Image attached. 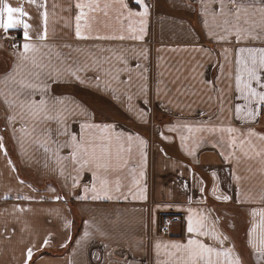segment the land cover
<instances>
[{"label":"crops","instance_id":"obj_1","mask_svg":"<svg viewBox=\"0 0 264 264\" xmlns=\"http://www.w3.org/2000/svg\"><path fill=\"white\" fill-rule=\"evenodd\" d=\"M78 2L0 0L23 7L31 25L28 41L22 26L0 29V264H176L167 254L175 250L163 246L187 242L190 215L204 217L209 235L195 238L215 249L213 264H264V107L253 105L259 115L249 120L235 88L237 60L248 56L238 49H264V32L237 42L217 27L225 17L210 14L218 0H143V33L140 17L130 32L114 5L108 16L94 13L89 38L78 39ZM125 3L143 11L136 0ZM253 19L259 23L260 14ZM10 32L18 40L6 39ZM112 35L125 39L96 38ZM25 42L35 50L22 59ZM85 124L110 125L131 147L122 153L127 163L114 160L120 166L108 174L121 185L112 199L92 198L95 169L72 143L98 135ZM228 127L237 131H221ZM173 214L179 222L161 223Z\"/></svg>","mask_w":264,"mask_h":264},{"label":"snow or ice","instance_id":"obj_2","mask_svg":"<svg viewBox=\"0 0 264 264\" xmlns=\"http://www.w3.org/2000/svg\"><path fill=\"white\" fill-rule=\"evenodd\" d=\"M31 3H34L35 0H30ZM209 3L217 2V0H208ZM136 3L143 8V11L133 12L128 9L127 3L125 0H105L103 5L101 6L100 0H80L75 7L79 9V14L75 16L76 26H75V36L78 39L89 38L85 36V32H91L93 28V22L97 21V17L93 15L97 12H102L104 16H108L109 9L113 8L114 5H119L117 9L118 15L117 20L127 19L129 21L128 30L133 31L132 26V18L140 17L139 23L141 24V28L139 31L141 33L144 32V28L142 27L145 23L144 18L148 16L149 10L146 5L143 4V0H136ZM219 8L210 13L213 18L217 15L225 17L222 24H218L217 27H223L225 32L228 35H235L237 42L245 38H253L260 39L261 33H256V29L260 28L262 32H264V0H261L260 7H256L255 4L249 3L245 4L242 0H218ZM228 4H233L235 6L234 10L228 8ZM126 14H125V11ZM256 13L260 14V21L257 23L253 17ZM29 14L23 9V7H12L7 3H2L0 6V29H2L5 33H7L11 29H15L17 27H21L24 29V39L26 41L30 40L31 37L29 35V29L31 25L23 19V17L28 16ZM44 21V35L40 37V39L47 38V22H48V13L45 11L43 14ZM83 21V24L81 23ZM205 25L207 26V21H205ZM243 25H248L247 28L243 27ZM98 39H125L124 35H112V36H103L96 37ZM129 38L132 39H143V36H131ZM226 37H221L220 39H225ZM23 53L21 54L22 59H27V53L34 51L35 46L31 43L25 42L23 44ZM239 53H248L247 57H241L237 60V69L235 76V88L237 92L240 94V97L247 102L249 108L247 110V118L249 120H255L259 115V112L253 105H260L264 107V78H262V74H264V49H253V48H239ZM35 63V62H34ZM39 67V65H36ZM40 73H36L37 78H39ZM72 75L80 80V77L76 72H73ZM97 81L99 80V76L96 77ZM131 77H129V82ZM83 83V80H80ZM255 85V86H254ZM22 88H34L38 87V85L34 84H25L21 82ZM259 89V90H258ZM19 95V93H17ZM34 103V102H33ZM43 100L40 101V104H44ZM236 113L239 114L242 109L237 106L235 109ZM82 128L97 130L98 135H93L88 138L82 137L78 142L76 137H72V143L76 148L77 152L82 154V163L90 165L94 167L95 171H93V176L99 182V187L94 183L91 191L95 193L92 197L93 199H100L101 196L112 199L113 193L120 192V182L117 180L113 185L108 179V174L112 171L116 170L119 164L114 166L113 161L121 162L126 164L127 161L122 160V153L125 151L131 152V147L129 146L125 149L124 145L120 142L121 137H123V133H115L112 131V126L105 125L103 127L99 125L93 124H85L82 125ZM200 129H197L199 131ZM191 131V129H190ZM208 131H215V129H208ZM221 131L228 132L229 134L235 133L237 130L231 127L221 129ZM249 136H254L256 133L254 131L248 132ZM139 141L140 145L143 146L145 141L140 139L139 137L135 138ZM261 140H264V136L260 137ZM2 140V137H0ZM127 140L131 143L133 141L132 136H128ZM237 143L236 138L233 136L231 138V144L235 145ZM244 141H240L241 146ZM4 145L0 143V149H3ZM264 152V150H262ZM261 153H257L260 155ZM73 160H77V156L73 154ZM140 176H143V172L141 171ZM138 183V181H137ZM85 191H88L86 188ZM119 198V197H117ZM134 198L135 195H134ZM139 198H144V190L141 189L139 192ZM23 199H29V197H23ZM59 199V197H57ZM223 199L227 201L230 199L228 196H224ZM191 211V210H190ZM187 232L192 234L186 243H172L171 245H164L165 249L169 247L174 249L175 251H169L167 254L170 257H175L176 264H200L201 261L204 264H213L212 262V254L215 249L203 243L200 239L195 237L197 236H207L209 233L205 231L204 225V217L197 216L193 217L190 215L188 217L187 223ZM87 235V233L85 234ZM213 239H219L215 232L212 234ZM222 243V241H221ZM47 244V240H45V245ZM155 248L157 252L161 249V244L156 243ZM179 254V255H178ZM228 253H225L227 255ZM33 255V251L31 248L27 249V259L31 260ZM219 255V253H217ZM264 255V253H262ZM230 264H239V260L231 261Z\"/></svg>","mask_w":264,"mask_h":264},{"label":"built area","instance_id":"obj_3","mask_svg":"<svg viewBox=\"0 0 264 264\" xmlns=\"http://www.w3.org/2000/svg\"><path fill=\"white\" fill-rule=\"evenodd\" d=\"M6 39H9V40H18V37L17 35L14 33V32H10L8 33V36L6 37ZM180 218L178 215H163L162 218H161V223L163 225H168L170 223H176V222H179Z\"/></svg>","mask_w":264,"mask_h":264}]
</instances>
